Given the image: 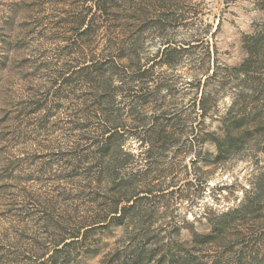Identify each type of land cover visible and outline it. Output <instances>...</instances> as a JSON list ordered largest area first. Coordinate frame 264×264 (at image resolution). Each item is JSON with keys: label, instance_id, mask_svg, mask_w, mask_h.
Instances as JSON below:
<instances>
[{"label": "rangeland", "instance_id": "obj_1", "mask_svg": "<svg viewBox=\"0 0 264 264\" xmlns=\"http://www.w3.org/2000/svg\"><path fill=\"white\" fill-rule=\"evenodd\" d=\"M97 1L0 0V264H264V0L160 1L157 20L118 0L123 22L81 35ZM237 100L248 133L217 158ZM119 144L125 199L102 176ZM244 202L239 230L194 242Z\"/></svg>", "mask_w": 264, "mask_h": 264}, {"label": "trees", "instance_id": "obj_2", "mask_svg": "<svg viewBox=\"0 0 264 264\" xmlns=\"http://www.w3.org/2000/svg\"><path fill=\"white\" fill-rule=\"evenodd\" d=\"M118 0H98L97 3L95 4L97 6L98 9H95L90 17V22L88 23V27L86 29H84L81 32V35L86 34V36H88L89 31H91V29L94 28V26L99 27L98 24V20L99 21H103L100 20L101 17L103 16L104 18H106V24L108 26L109 22H114V21H119V22H123V20L125 19L124 14L120 13V12H116V13H112L110 12V10H112L113 6H117V2ZM160 1H164V2H168L169 0H129V3L127 5L133 7L135 10L139 11L140 14L143 15V13L148 12L150 10H152L151 12V17L154 19H159L157 17H160L159 15V11L161 10L162 7L161 5H157L159 4ZM124 4H126V1H123ZM92 11V9H91ZM103 12H105L106 14H104ZM107 17H106V16ZM116 15V16H115ZM115 16V17H113ZM120 16V18H119ZM110 17H112V19H110ZM141 17V16H140ZM85 18V16H84ZM160 23L162 21H159ZM122 25V24H121ZM120 25V26H121ZM93 32H95V29H93ZM120 33V32H119ZM118 33V35H119ZM111 40V39H110ZM113 48V47H112ZM167 47H165L166 49ZM129 60H133V55H130ZM115 59L113 58L111 60L112 63H115ZM251 59L249 58V56L244 60V62L240 65L237 66L238 72L240 73H248L249 71H251L250 66H251ZM100 67L104 66V62H99ZM97 64H94V67H96ZM211 97V94L208 93L207 91H204L199 99L200 101V105L202 106V115L203 113H207L208 111H210V107L208 105L209 102V98ZM241 102L240 100H237L236 103H234V105L228 110V112L226 113V115H224L222 117V133H215L212 136V139L215 141V143L217 144L218 147V154H217V158H221L223 155H228L231 152V148L233 146V139L237 138L236 135L237 134H241V133H248V126H245L244 124V119H246L245 117H248V112H244V113H240L237 112L238 108L240 107ZM259 118V119H258ZM258 119V124H262L264 123L263 121V117H256L253 118V120L257 121ZM169 127V125H162L161 128L159 129L158 127H155V131L158 135H162L164 137H166V139L168 140V138H172L175 135V131H173L172 129H167ZM159 129V130H158ZM150 131V130H149ZM115 139V133H113L111 136L109 137H105V141L103 143V146L101 148H103L104 150L107 148L109 149L113 143ZM146 141L148 140L147 138L145 139ZM145 142V141H143ZM151 143V146L149 147V149L147 150L148 153H151V151L153 150L155 143L154 140L152 139V137H149V141ZM116 150L118 151L116 155H114V160L108 167V171L107 173H104L102 171V176H107L110 177L109 179L113 182L114 185L117 186H123V184H125L126 191H125V198H131L132 196H136V191H134L137 187L136 185L134 186V183L132 180H121L120 182L117 181V179L114 177V174L116 173V169L117 167H119L122 163L118 162L117 159L120 158V152L123 151L121 145H116L115 146ZM128 159L125 158L124 161H126ZM151 165V164H150ZM100 172V171H99ZM101 173V172H100ZM151 183H146V185H150ZM157 186V185H154ZM123 198V197H122ZM113 199L112 201H110V207L108 208L109 212H113L115 213V215H113V219H117L119 221H123V214H121V212L119 211V206H120V202L121 200L124 199ZM128 201H130V199H127ZM251 205L248 204L247 202H244V204L241 207L232 209L226 213H224L221 217L219 218H215L212 220V229L210 232L206 233V234H199L198 232L194 233V242L196 243H207V242H211L213 241L216 237H218L219 235H222L223 233H226L227 231L230 230H239L236 226H234L237 222L238 219H240L239 217L242 214H245L246 211H248L250 209ZM107 218V215L104 219ZM149 250H145L144 248H140L137 252L134 251L133 255H132V259H131V264H146V263H150V256L148 252Z\"/></svg>", "mask_w": 264, "mask_h": 264}]
</instances>
